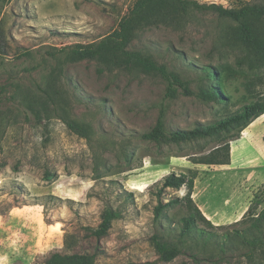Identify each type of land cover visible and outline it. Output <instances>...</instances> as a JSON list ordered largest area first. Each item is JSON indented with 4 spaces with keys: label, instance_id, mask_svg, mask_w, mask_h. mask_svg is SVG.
<instances>
[{
    "label": "rangeland",
    "instance_id": "1",
    "mask_svg": "<svg viewBox=\"0 0 264 264\" xmlns=\"http://www.w3.org/2000/svg\"><path fill=\"white\" fill-rule=\"evenodd\" d=\"M137 1L0 0V264H46L54 253L94 255L95 264H264V246L251 250L237 236L250 224L248 211L264 208V115L241 134H225L234 135L227 165L196 162L225 136L182 143L143 136L159 119L169 133L264 101L260 52L236 21L192 9L176 23L136 25L125 45L175 75V94L160 71L126 54L73 57L76 45L118 30ZM257 24L264 37V14ZM213 88L223 100L210 96ZM171 172H197L194 203L219 224L208 225L187 200L157 217L161 198L188 193L183 186L159 195ZM108 208L118 217L98 236ZM192 212L197 225L184 234ZM252 233L264 237V226ZM155 237L178 252L162 256Z\"/></svg>",
    "mask_w": 264,
    "mask_h": 264
},
{
    "label": "trees",
    "instance_id": "2",
    "mask_svg": "<svg viewBox=\"0 0 264 264\" xmlns=\"http://www.w3.org/2000/svg\"><path fill=\"white\" fill-rule=\"evenodd\" d=\"M170 7V10L168 8ZM213 10L220 16L228 17L239 23L240 34L242 40L252 49H257L260 52V59L264 61V37L259 33V25L257 18L264 14V6L257 4H245L240 8H227L220 4L205 5L197 0H138L134 9L129 16L125 17L120 23V27L115 32L102 38L100 41L76 45L70 51L74 58L88 59V58H104L110 54L120 52L126 54L130 61L139 63L144 69L152 71H160L169 81L168 90L175 94L177 88L176 83L179 82L178 78L168 73L165 67L157 65L146 57H142L136 53H131L125 50V45L130 41L131 35L136 25L159 20L161 22L176 23V20L183 14H187L189 10ZM207 75L216 77L217 73L209 68H206ZM186 92H190L185 87ZM210 96L215 99L223 100L218 97V90L212 89ZM264 114V101H254L247 103L239 109L223 114L214 121L208 123H197L191 129H175L171 132H166L164 123L161 119L158 120L156 126L149 132L143 134L147 139L161 141L166 138L172 142H192L200 139H207L213 137H222L221 145L215 148L210 155L201 156L197 159V163L211 164V165H227L231 163V151L234 135L226 138L227 133L232 132L234 129H239L240 134L257 118ZM71 126H73L71 124ZM240 137V136H239ZM197 172L191 174L171 172L168 174L160 187L159 195L168 189H180L187 186L188 193L184 198L177 197L171 201L165 202L161 198L159 204L155 208L157 217H160L163 211L171 204H177L183 200L194 207L196 213L200 218L210 226H216L209 218L205 216L201 208L194 203L193 192L195 189V181ZM118 217V212L113 208H108L103 214V219L100 225L95 230L96 235L102 236L106 234L112 226V222ZM246 220L249 218L250 224L248 227L237 230L242 243L251 247V250H256L259 246H264V237L253 234V230H261L264 226V208L259 213H254L251 209L244 217ZM184 234L190 233L197 225V217L193 212L188 217L183 219ZM238 223V222H237ZM155 245L158 251L164 257H172L178 252V248L167 242H161L158 237H155ZM248 255L251 257L250 253ZM46 264H95L94 255L90 254H67L54 253Z\"/></svg>",
    "mask_w": 264,
    "mask_h": 264
},
{
    "label": "crops",
    "instance_id": "3",
    "mask_svg": "<svg viewBox=\"0 0 264 264\" xmlns=\"http://www.w3.org/2000/svg\"><path fill=\"white\" fill-rule=\"evenodd\" d=\"M263 115H264V114H263ZM195 195H196V193H194V196H195ZM199 207L201 208V210L203 211V213L205 214V216H206L207 218H209L214 224H219V223H220V222H218V221H214L213 218H212V216H211L210 214L206 213V211L204 210L203 206L199 205ZM247 209H248V207H246V208L243 210V212H242L237 218H235L234 221H230V223H232V222H236V221H238L239 219H241L242 216H243V215L245 214V212L247 211Z\"/></svg>",
    "mask_w": 264,
    "mask_h": 264
}]
</instances>
